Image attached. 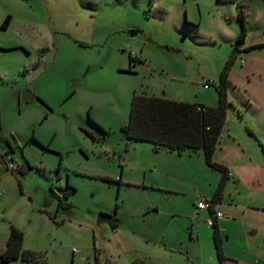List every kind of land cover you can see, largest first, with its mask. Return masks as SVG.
Masks as SVG:
<instances>
[{"label": "rangeland", "instance_id": "rangeland-1", "mask_svg": "<svg viewBox=\"0 0 264 264\" xmlns=\"http://www.w3.org/2000/svg\"><path fill=\"white\" fill-rule=\"evenodd\" d=\"M238 4L248 29L214 154L234 176L217 209L223 236L247 230L264 263V48L248 51L264 42V0H0V250L14 225L23 249L43 255L0 264H219L209 214L194 205L211 200L222 173L203 154L128 142L121 128L135 92L218 105L205 83L233 55ZM130 53L142 59L133 72Z\"/></svg>", "mask_w": 264, "mask_h": 264}, {"label": "trees", "instance_id": "trees-1", "mask_svg": "<svg viewBox=\"0 0 264 264\" xmlns=\"http://www.w3.org/2000/svg\"><path fill=\"white\" fill-rule=\"evenodd\" d=\"M238 20L241 31L234 45L233 55L221 72L219 81L205 83L208 87L215 86L218 92L219 103L216 107L135 92L131 101L128 122L121 128L123 136L128 142H148L152 144L155 151H170L178 154H183L186 151L202 153L207 165L222 173L218 188L212 197V203H217L222 199L226 183L230 179L229 168L215 161L214 154L220 143L227 113L233 107L232 102L228 100L227 92L230 83V70L237 53H240L239 45L244 42L247 35L248 20L241 4H238ZM9 22L10 17H7L2 23V28L6 29ZM194 26L197 25L194 24ZM262 46L264 45H256L251 49ZM136 60V57L130 56V62L133 63ZM237 116L241 118V115L238 114ZM106 181H110V179L106 178ZM117 225L115 223L116 227ZM212 229L218 263L227 264L228 257L224 254L223 239L217 221ZM23 243V232L13 225L6 249L0 255V261L4 263H10L18 259L34 263L43 261L41 252L24 250ZM96 264L101 263L97 261ZM133 264L147 263H144L142 259H136ZM148 264L161 263L151 262Z\"/></svg>", "mask_w": 264, "mask_h": 264}, {"label": "crops", "instance_id": "crops-1", "mask_svg": "<svg viewBox=\"0 0 264 264\" xmlns=\"http://www.w3.org/2000/svg\"><path fill=\"white\" fill-rule=\"evenodd\" d=\"M237 3H241V2H237ZM7 17H10V22H9V24H8V26H7L6 29L9 28V26L11 24V21H13V18H12L11 15H7L4 19H6ZM4 19H3L2 23L4 22ZM6 29H4V30H6ZM137 32H133L132 31L131 32V35L134 36V35L137 34ZM260 44H264V42H259V43L256 42L252 46L251 45L248 46L249 49L246 48V49H248L249 54L251 55V57L254 56L253 54H255V52L258 49H263L264 46L258 47V48H253V49H251L250 47H253V46H256V45H260ZM243 46H244V42L239 45L240 52L243 51ZM1 47H3V46H1ZM130 56L136 57V59H137L133 63L130 62V69H131L130 71L133 72L134 71L133 70V67L135 66V63L136 62H141L142 59H141V57H139L137 55H133L132 53H130L129 59H130ZM256 58L259 59L258 57H256ZM236 59H237V57H236ZM2 79L4 81V77H2ZM220 143H221V139H220ZM220 143H219V145H220ZM166 152L178 154L176 152H170V151H166ZM186 154H189V156H193V154H198L199 155V154H202V153H190L189 151H186L183 154H178V156L181 157V156H184ZM225 163H227L230 167L233 165V163L230 164L229 162H226V161H225ZM229 170H230V179L229 180H231L233 178L234 174L232 173V168L231 169L229 168ZM123 173H124V170H123ZM255 181H257V179ZM238 183H240V182H238ZM252 183L254 184V181ZM251 187H252V191H256V189L253 186H251ZM251 194L252 193L250 191H248V195H251ZM212 197H211V200H207V201L211 202L212 201ZM223 198H224V195H223L222 199ZM221 200H219V202H217V203H214V202L212 203L211 202L209 209L199 210V209H196V206L195 205L194 206H195V209H196L197 213H201L203 211H207V213L209 214V217H210L213 212H221V211H219L217 209V205L221 202ZM233 207L234 208H231V216H230L231 218L226 219L228 221H226L225 224H228V225L233 224L238 219L237 216H236V213H235L236 210H237L236 209L237 208V205H235ZM247 207H249L248 204H247ZM243 215H245V211L243 212ZM255 217H256V215H253L252 218H255ZM220 220H218L217 223H218V226H219V229H220V233H221V236H222V239H223L224 254L228 257L227 264H264V263L261 262V258L258 256L259 253L256 252L255 249H253V247L251 246L250 240H248L249 234L247 233V230H243L244 233L246 234V237H243L242 234H239L237 231H234L233 232V233H235L234 235L228 234V235H226V238H225V236H223V228H222V224H221L222 221H220ZM262 220L264 221L263 217H262ZM242 223H243V228H244V225L245 224H244V222H242ZM253 229H254L253 231H258L257 226H254ZM226 232H227V230H226ZM230 240H232V241H230ZM234 240H235V243H236L235 246L233 245ZM229 243L231 244V246H229ZM227 246H229V248ZM2 251L3 250H0V255L2 253H4ZM250 253H255V254H251V256H253L252 262H249L248 259L246 258V256L249 255Z\"/></svg>", "mask_w": 264, "mask_h": 264}, {"label": "built area", "instance_id": "built-area-1", "mask_svg": "<svg viewBox=\"0 0 264 264\" xmlns=\"http://www.w3.org/2000/svg\"><path fill=\"white\" fill-rule=\"evenodd\" d=\"M205 87L207 88L208 85H205ZM7 168H8V171H10L11 173H16V171L18 169V163L13 159L12 155L7 156ZM210 204H211V202H209L207 200H199L197 202V208L199 210L209 209ZM222 218H224V215L222 212H214L213 215L210 218H208L207 224L209 227H213V225L216 223V221H218Z\"/></svg>", "mask_w": 264, "mask_h": 264}, {"label": "flooded vegetation", "instance_id": "flooded-vegetation-1", "mask_svg": "<svg viewBox=\"0 0 264 264\" xmlns=\"http://www.w3.org/2000/svg\"><path fill=\"white\" fill-rule=\"evenodd\" d=\"M8 146H9V148H11V145L9 144V142H8ZM8 155H12V157H13V159H14V156H13V152H11L9 149H6V150H3V152H2V159H3V161L5 162V165H6V168H7V156ZM16 162H17V160L16 159H14ZM18 163V162H17ZM18 167H19V165H18ZM7 170H8V168H7ZM17 171H19V168L17 169ZM16 171V172H17ZM21 171V170H20ZM23 172V171H22ZM106 178L107 177H105L104 178V180H106ZM107 179H110V178H107ZM110 181H112L111 179H110ZM195 206H196V209H198L197 208V203L195 204ZM214 213V212H213ZM213 213L211 214V216L213 215ZM99 216H101L102 217V219H104V221L106 220V214H103V213H101ZM210 216V217H211ZM209 217V218H210ZM103 222V221H102ZM115 222V221H114ZM114 222L112 223L113 225H114Z\"/></svg>", "mask_w": 264, "mask_h": 264}, {"label": "water", "instance_id": "water-1", "mask_svg": "<svg viewBox=\"0 0 264 264\" xmlns=\"http://www.w3.org/2000/svg\"><path fill=\"white\" fill-rule=\"evenodd\" d=\"M133 32H136V31H133ZM102 221H104V219H102V217L99 216V219H98V225H99Z\"/></svg>", "mask_w": 264, "mask_h": 264}]
</instances>
